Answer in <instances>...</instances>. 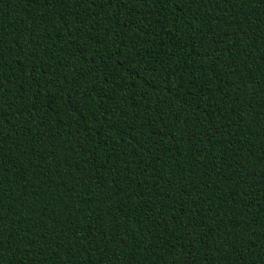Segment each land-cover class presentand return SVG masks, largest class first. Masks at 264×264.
I'll use <instances>...</instances> for the list:
<instances>
[{
	"label": "trees",
	"instance_id": "16d2710c",
	"mask_svg": "<svg viewBox=\"0 0 264 264\" xmlns=\"http://www.w3.org/2000/svg\"><path fill=\"white\" fill-rule=\"evenodd\" d=\"M0 264H264V0H0Z\"/></svg>",
	"mask_w": 264,
	"mask_h": 264
}]
</instances>
